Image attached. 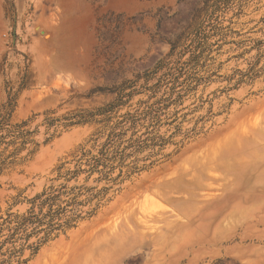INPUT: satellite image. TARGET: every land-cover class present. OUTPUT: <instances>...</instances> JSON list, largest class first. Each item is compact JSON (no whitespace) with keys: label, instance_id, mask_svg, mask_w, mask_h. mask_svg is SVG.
I'll return each instance as SVG.
<instances>
[{"label":"rangeland","instance_id":"1","mask_svg":"<svg viewBox=\"0 0 264 264\" xmlns=\"http://www.w3.org/2000/svg\"><path fill=\"white\" fill-rule=\"evenodd\" d=\"M0 264H264V0H0Z\"/></svg>","mask_w":264,"mask_h":264}]
</instances>
